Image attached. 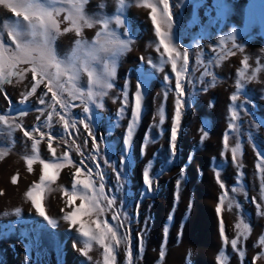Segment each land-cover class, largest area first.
Listing matches in <instances>:
<instances>
[{
	"label": "rangeland",
	"instance_id": "1",
	"mask_svg": "<svg viewBox=\"0 0 264 264\" xmlns=\"http://www.w3.org/2000/svg\"><path fill=\"white\" fill-rule=\"evenodd\" d=\"M43 2L48 4V0ZM167 3L168 42L181 55L189 53L179 97L176 72L159 47L152 10L146 6H155L159 16L163 14L160 0H123L119 6L115 0H88L85 5V13L94 18H119L121 27H112L132 49L118 58L113 89L101 107L89 103L84 112L79 100L64 93L62 98L72 107L61 119L64 112L52 101L46 82L32 92L36 81L27 64L17 66L22 75L0 85V115L5 118L0 121V264H105L104 247L78 231L80 222L95 229L93 221L117 230L119 242L105 241L115 254L113 264H264V53L258 51L264 49V0ZM63 15L57 18L62 35L54 45L59 55L78 39L74 29L65 31L72 26ZM5 22H16L10 10H0V29ZM93 31L85 30V35L90 38ZM3 38L14 50L6 33ZM182 64L179 61L178 68ZM254 69H259L257 82L241 81L238 73L250 76ZM137 89L141 112L126 146ZM232 96L237 100L232 101ZM176 99L181 100V118L173 147ZM161 109L163 125L159 123ZM12 110L22 114L12 116ZM50 112L52 120L48 121ZM24 131H31L39 141L37 153ZM49 135L55 155L48 150ZM237 145L233 161L232 148ZM64 152L73 163H65L55 180L48 179L52 175L48 170L41 182L40 160H59ZM36 155L40 159L33 161L30 171L26 158ZM81 160L85 164L79 179L87 178L92 170L91 179L99 188V172L105 195L115 203L109 208L101 200L102 214L81 213L72 224L64 217L80 208L82 201L75 199L69 205L65 192H71ZM145 172L151 187L145 184ZM84 191L77 186L78 193ZM28 192L41 203L45 216L36 212ZM217 206L220 213L215 211ZM241 221L249 226L247 233L237 228ZM233 239L237 240L235 249Z\"/></svg>",
	"mask_w": 264,
	"mask_h": 264
},
{
	"label": "clouds",
	"instance_id": "2",
	"mask_svg": "<svg viewBox=\"0 0 264 264\" xmlns=\"http://www.w3.org/2000/svg\"><path fill=\"white\" fill-rule=\"evenodd\" d=\"M115 2L119 6L123 0ZM87 3L88 0H57L37 6L30 0H0V10H17L14 14L16 22L6 23L0 29L15 42L16 59L48 75L58 85H68L69 90L85 102L98 101L109 95L113 89L118 58L132 50L112 27H121L119 18L109 21L89 16L85 13ZM61 14H64V21L70 22L71 30L74 29L78 37L63 55H59L54 46L62 35L57 19ZM39 17L51 19L41 23ZM85 30H94L93 36L87 37ZM258 51L264 53V49ZM256 73L254 69L250 76H245L241 71V81L257 82ZM233 191L238 192L239 189ZM231 203L229 201V205Z\"/></svg>",
	"mask_w": 264,
	"mask_h": 264
},
{
	"label": "snow or ice",
	"instance_id": "3",
	"mask_svg": "<svg viewBox=\"0 0 264 264\" xmlns=\"http://www.w3.org/2000/svg\"><path fill=\"white\" fill-rule=\"evenodd\" d=\"M57 2V0H48V4ZM161 4H163V14H160L158 16V10L155 6L153 5H146V6H150L151 10H152V15L150 17L151 19V23L152 25L155 27V35L159 40V47L163 48V53L164 55L167 56L168 61L171 63L172 69L174 72H176V85H175V92L177 94V96L179 97L180 95H182V85H181V74H183L186 69L188 68V56L189 53L184 51L183 54L181 55V53L174 47L170 46V43L168 42L167 39V33L165 31V29L167 27L170 26V16H169V8H168V3L167 0H160ZM31 4H35L37 6H40L41 4H45L43 2V0H30ZM10 11L15 14L16 13V9L15 8H10ZM41 23L47 22L48 20H50L51 18H45V17H39ZM52 23H55V21H51ZM7 22H5L3 24V26L6 24ZM119 24H121L122 22L119 20L118 21ZM2 26V28H3ZM162 28L164 30H162ZM71 29H65V31H70ZM79 34L78 30H77V35ZM4 33L2 31H0V48H2L3 50H0V85L8 82V78L11 76H17V75H22V70L21 71H16L17 66L21 65L22 63L20 61H18L16 59L15 56V49L12 50L9 47L6 46L5 42H4ZM11 41V43L13 45H15L16 48V44L13 40L9 39ZM55 45V42H54ZM159 47L157 48V50H159ZM163 58V56H162ZM183 61V64L181 67L178 68V62L179 61ZM246 61L247 58H245V65H246ZM30 72L32 74V78L33 80L36 81V83L32 86V92H36L37 87L39 86V84L41 83H45L47 85L48 91L52 93L51 99L53 102H55L56 104L60 105V108L63 110L64 115L61 116V119H64V117L66 115H68V110L72 107V105L70 103H68L67 101H65L62 98V95L64 93H67V96L71 99V100H79L83 105V111L87 112L88 111V104L89 103H95L96 106L99 108L101 107V101L103 99H101L99 101V103L97 101H93V100H89L87 102H85L82 98H80V96L77 93H74L72 91L69 90L68 85L66 84H60L58 85L57 83H55L53 81L52 78H50L48 75H43L41 74L36 68L34 67H30ZM257 71H259V69H257ZM114 75H116V73H114ZM238 75L240 76L241 73H238ZM167 79V77H166ZM239 83H237V87H239ZM29 95H31V93H29ZM135 98H136V102H135V106L132 108V118L131 121L128 125V129H127V134L125 136V140L124 143L127 146L131 140L132 134H133V130L134 127L136 126V124L139 121V116H140V112H141V101H142V97H141V93L139 91V89H137L136 93H135ZM127 99H128V94L125 91L124 92V103L127 104ZM232 101L237 100V96H232L231 97ZM40 104L43 105L45 104V100L42 97L40 99ZM175 117L172 120V127H171V141L173 144V147L175 145V142L177 140V135H178V128H179V124H180V118H181V100L180 99H176L175 101ZM53 111H55V109H53ZM124 112V108L120 109V113L123 114ZM52 115L53 113H49L48 114V121L52 120ZM233 119H235V113H233L232 116ZM5 118L3 115H0V121H4ZM165 122V116H164V112L163 109H161L160 111V121L159 123L161 125H163ZM80 123H83V121H80ZM84 128L88 130V134L90 136H92L91 131L89 130L88 126L86 124H84ZM75 126V122H73V127ZM17 127H19V125H17ZM50 127V125H49ZM231 128V126H229ZM68 131V121L65 120V127H64V132ZM206 133V132H205ZM204 136H207V133ZM24 136L29 137L32 139V151L34 153L38 152L37 149V145L39 144V141L35 140L32 136H31V131H24ZM52 139L53 137L51 135H49L48 137V150L53 152V155H55V150L52 148ZM147 139V137H146ZM225 139V147H227V135H225L224 137ZM97 144L96 141L93 140V148L96 149ZM239 150V146L237 145L236 147L232 148V158L233 161H235L236 159V154ZM36 159H40L39 155L33 156L31 158H26V163L29 166V170L31 171V165L33 163L34 160ZM92 160L95 161V155L92 156ZM41 164H42V174L40 176V180L41 182H44L46 179V176L48 174V170H52V175L50 177H48L49 180H55L56 178V174L58 173L59 169L62 168L64 166L65 163L67 164H72L73 161L69 158V153L68 152H64L63 156L61 158H59V160H54L52 162H45L44 160H40ZM85 161L81 160L80 161V167H78L76 169V173L75 176L77 177L76 179H73L72 181V188H71V192L72 194L69 195L68 192H65V195L68 196V200L67 203L69 205H71L73 203V201L75 199H80L82 201L80 208L76 209L74 212H72L69 215H66L64 217L65 220L70 221L72 224H76L77 223V216L81 213L85 214V215H90V214H102L104 212V208L101 206L100 201L101 200H106L107 201V206L109 208L112 207V205L115 203V201H113L112 199L108 198L105 195V186L103 183V177L101 176V174L99 172H97V175L100 177V185L99 188H97L94 184V181L91 179L92 177V170H89L86 173L87 178L85 179H79V177L81 176V168L84 167ZM264 166V165H261ZM97 168H99V165L97 164ZM144 181L145 184L149 187H151V182L149 181L148 178V173L145 172L144 174ZM16 182V177H13V183ZM179 181H177V186H179ZM77 186L82 187L85 191L84 193H78L77 192ZM221 187H224L223 184L220 185ZM35 187V186H34ZM27 196L31 199V203L33 205V207L35 208L36 212L41 215V216H45V211L43 209V207L41 206V203L38 202V200L36 198L32 197V193L28 192ZM223 201V197H221V202ZM85 205H87V207H85ZM229 207H231V205H229ZM215 211L217 213H220L221 208L220 206H217ZM114 219H118V217H114ZM171 221V215L169 217V222ZM93 223L96 225L95 229L91 228L90 226L86 225L84 222H80V227L78 229V231L80 232V234L87 238L88 241H96L97 243H99L100 245H102L104 247V260H105V264H113V262L115 261V254L111 249V245L110 244H106L105 241L106 240H110V241H117L119 242L118 236H117V230L114 227H110L107 223H104L103 226H101V224L97 221H93ZM238 229H242L244 233H247L249 231V226L246 225L245 223H243L241 221V223H239L237 225ZM168 232V228L167 226L164 229V233L165 236L167 235ZM221 234H223V228L221 227ZM245 238H247V236L245 235ZM125 239H130V237H125ZM262 242H264V238H262ZM231 245L233 247V249L236 248L237 246V240L233 239L231 241ZM86 248L90 247V243L85 245ZM85 254L86 253H82ZM161 255H163V252H161ZM223 256V254H221ZM241 257L243 256V252L240 253ZM129 256H131V249H129Z\"/></svg>",
	"mask_w": 264,
	"mask_h": 264
},
{
	"label": "water",
	"instance_id": "4",
	"mask_svg": "<svg viewBox=\"0 0 264 264\" xmlns=\"http://www.w3.org/2000/svg\"><path fill=\"white\" fill-rule=\"evenodd\" d=\"M22 114V111H17V110H12L11 111V115L12 116H15V117H17V116H19V115H21Z\"/></svg>",
	"mask_w": 264,
	"mask_h": 264
}]
</instances>
